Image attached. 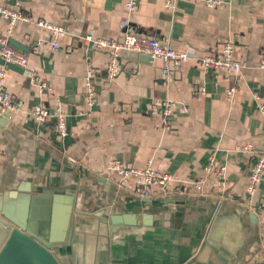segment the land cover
<instances>
[{"label": "crops", "instance_id": "1", "mask_svg": "<svg viewBox=\"0 0 264 264\" xmlns=\"http://www.w3.org/2000/svg\"><path fill=\"white\" fill-rule=\"evenodd\" d=\"M16 1L29 20H18L9 39L25 46L27 64L19 66L23 71L7 68L4 79L20 109L0 126L2 214L51 238L60 264H264V171L256 192L246 189L252 165L264 156V0H220L222 8L199 0H175L170 8L165 0H138L131 13L126 0L0 4ZM38 21L65 28L56 50ZM128 31L189 59L164 74L156 59L137 63L120 55L111 80L109 54L83 38L122 41ZM6 33L0 18V36ZM228 42L244 69L203 70L198 60ZM88 69L92 105L85 103ZM164 100L177 102L169 130L153 107ZM33 106L61 109L67 135L57 133L53 120L36 124L29 117ZM247 143L252 153L236 149ZM212 156L224 175L195 192L192 183L204 179ZM113 159L177 179L140 196L117 183L108 169Z\"/></svg>", "mask_w": 264, "mask_h": 264}, {"label": "built area", "instance_id": "2", "mask_svg": "<svg viewBox=\"0 0 264 264\" xmlns=\"http://www.w3.org/2000/svg\"><path fill=\"white\" fill-rule=\"evenodd\" d=\"M210 8H222L223 3L220 0H199ZM175 3V0H165V5L170 8ZM138 5V0H126L125 8L128 12H133ZM0 18L7 23L6 35L0 36V116L6 118L12 113L18 112L19 104L15 101L13 95L6 90L4 79L7 72V63L15 64L24 67L27 64L25 54L8 43L11 29L18 20L28 21L29 18L22 12L20 2L16 1L12 6L0 4ZM37 25L51 32L54 41L50 43L52 49L58 48L56 41L57 37L66 34L64 27L46 21H38ZM123 26H127L123 22ZM83 40L92 47L93 50L107 52L109 54V63L107 66L109 78L112 80L118 72V58L123 50L133 51L150 56L152 59L158 60L162 64V72L168 74L172 68L179 67L189 59V55L183 52H178L172 47L162 44L154 37H147L128 31L122 41L114 39H100L87 34ZM3 61L4 63H1ZM198 63L203 70H223L229 73L238 74L244 69L245 63L234 58V46L231 43H226L221 51L216 54H206L202 56ZM259 67L264 69V55L259 60ZM93 71L88 69L84 75L85 82V103L92 105L94 102L95 88L93 85ZM32 78H36L34 72L31 73ZM45 87L40 83V88ZM234 89L230 88L226 93V98L231 100L234 94ZM153 107L161 113L163 127L169 130L170 118L173 110L177 107V102L164 100L156 102ZM182 112H186L187 108L182 105ZM260 113L264 117V106L259 107ZM29 117L36 124H46L53 120L57 133L64 137L67 135V127L65 114L59 108L50 110L42 106H33L29 110ZM239 152L252 153L253 146L249 143L242 144L236 148ZM108 169L117 177V183L130 192L140 196H149L152 193L153 187H158L161 190H166L170 184L176 181V176L161 172L151 165H146L143 168L126 166L122 161L113 159L108 164ZM264 171V156H259L256 162L252 165L247 185V192L254 194L258 185L261 182ZM224 175V167L219 166L214 156L210 157L207 165L204 167V179L194 181L192 188L195 192L202 190V184L211 178L215 182H220Z\"/></svg>", "mask_w": 264, "mask_h": 264}, {"label": "water", "instance_id": "3", "mask_svg": "<svg viewBox=\"0 0 264 264\" xmlns=\"http://www.w3.org/2000/svg\"><path fill=\"white\" fill-rule=\"evenodd\" d=\"M8 43L19 51L26 48L19 42L8 39ZM121 56L130 62H148L151 57L145 54L123 50ZM1 63H4L1 61ZM8 69L23 71L18 65L7 63ZM7 124V119L0 116V126ZM175 203V202H173ZM181 209L173 212L178 221L181 217ZM170 217L171 214L169 215ZM106 218V216H104ZM103 217V219H105ZM178 223V222H177ZM69 236L72 229H69ZM53 241L51 238L42 237L31 229L22 227L2 214L0 208V264H60L52 254Z\"/></svg>", "mask_w": 264, "mask_h": 264}]
</instances>
